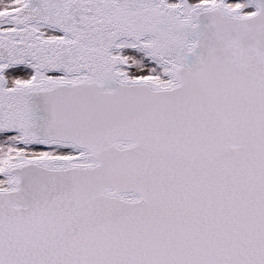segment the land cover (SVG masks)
Returning a JSON list of instances; mask_svg holds the SVG:
<instances>
[{
    "label": "snow or ice",
    "instance_id": "1",
    "mask_svg": "<svg viewBox=\"0 0 264 264\" xmlns=\"http://www.w3.org/2000/svg\"><path fill=\"white\" fill-rule=\"evenodd\" d=\"M0 264H264V0H0Z\"/></svg>",
    "mask_w": 264,
    "mask_h": 264
}]
</instances>
